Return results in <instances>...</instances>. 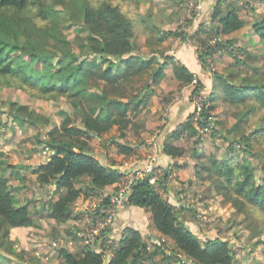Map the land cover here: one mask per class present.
Returning a JSON list of instances; mask_svg holds the SVG:
<instances>
[{"label": "trees", "instance_id": "1", "mask_svg": "<svg viewBox=\"0 0 264 264\" xmlns=\"http://www.w3.org/2000/svg\"><path fill=\"white\" fill-rule=\"evenodd\" d=\"M123 1L0 0V84L37 97L66 96L74 107L72 115L65 116L59 126L48 131L46 146L52 152L47 163L38 167L40 185L52 184L57 190H64L51 203L48 212V216L57 221L66 220L73 213L72 204L80 196L88 198L100 193L102 198L97 207L110 205V194L118 187L113 186L112 192L105 189H110L108 186L117 183L124 173L104 163L105 154L99 157L93 153L90 139H101L102 134L114 126L123 136L131 123L127 111L131 106L145 103L152 89L147 81L145 90L142 88L127 98L128 84L134 82V76L145 73L150 74L148 80L156 83L165 75L167 64L175 62L164 50H155L149 55L133 52L134 38L138 34L136 18L123 10ZM239 10L229 2L224 6L222 0H218L211 22L201 23L193 33L196 52L205 69L209 70L206 58H214L224 49L230 51L235 63L252 59V52L235 45L233 38L224 37L244 25ZM75 23L80 25V30L69 38L67 32ZM251 27L264 43V18L254 20ZM166 35L187 38L186 32L178 30H167ZM172 71L179 88L189 85L196 76L182 63H174ZM211 74L213 88L203 97L202 114L213 113L219 102L230 106L250 103L240 117L264 109V78L245 75L239 83H234L232 73L214 70ZM100 81L103 82L101 87ZM203 85L198 79L190 87V95L202 90ZM93 86L98 91L93 90ZM133 91L130 89L131 93ZM12 106L16 116L37 124L38 118L26 105L12 102ZM197 123L204 125L206 118ZM184 131L200 136L196 126L187 119L170 137L179 139ZM263 132L264 126H261L243 136L242 152L249 153V141L259 138ZM116 144L118 152L124 156L136 154L133 145L117 141ZM228 148L231 156L212 157L207 162L199 158L192 166V177L208 180L210 191L239 211L264 212V170L256 176L251 162L235 157L237 150L231 145ZM185 151L184 147L170 141L163 144V152L174 160ZM195 156L199 154L195 152ZM147 166L143 164L132 170ZM170 168V165L163 168L161 177L154 182L151 181L153 173L137 178L121 204L135 205L149 213L153 227L170 238L175 249L183 251L190 260H178L179 264H233L226 240L214 237L201 241L180 218L177 206L164 196V181ZM155 183L163 187L162 190L155 187ZM32 221L27 204L15 205L6 179H0V246L10 227L29 226ZM106 230L107 227L99 232L95 242L87 241L84 236L78 253L61 248L63 264H143L144 259L156 253L154 248L149 250L147 236H143L139 227H124L119 238L109 236ZM154 247H160V243L154 242ZM165 258L172 261L174 252L166 253Z\"/></svg>", "mask_w": 264, "mask_h": 264}, {"label": "rangeland", "instance_id": "2", "mask_svg": "<svg viewBox=\"0 0 264 264\" xmlns=\"http://www.w3.org/2000/svg\"><path fill=\"white\" fill-rule=\"evenodd\" d=\"M197 3L198 0H124L123 10L136 18L138 34L134 38L133 52L149 55L155 50H164L172 54V47L179 38L167 36L166 31H184L187 39L190 38L189 31ZM237 3L242 13L246 14L245 18H252L247 22L264 18V0H238ZM79 30L80 25L73 24L67 32L68 37L71 38ZM236 35L232 37L234 44L252 52V59L235 63L229 54L224 64L220 65L215 58V70L224 74L232 73L234 83H239L245 75L254 79L264 78V43L259 40L251 25L247 29L238 30ZM169 68L170 65L165 69V74L170 77L165 78L161 85L148 80L149 73L134 76V82L128 84L127 98L144 89L147 81L152 89L145 103L131 106L127 111L131 123L123 136L114 126L103 133L101 139H90L93 153L99 157L105 153L108 157L107 164L109 158L118 160L120 153L116 141L131 145L139 143L145 148L151 136L163 133L166 123L160 121L168 118L169 108L179 98V92L189 87L185 85L179 88L178 80ZM98 84L101 87L103 82ZM97 89L94 87L93 90L98 91ZM130 89H134L133 93ZM12 102L26 105L32 110L38 118L37 124L27 121L23 116H16ZM249 105L250 103L230 106L226 102H219L212 111L215 117L212 128L215 132L211 129L199 134L200 136L184 133L182 139L177 141L183 143L186 150L176 161L181 171L179 174H168V189L164 195L177 206L180 218L201 241L214 237L226 240L233 264H264V212L257 209L239 211L230 203L222 201L220 196L210 191L208 180L201 181L192 177V166L199 158L207 162L212 157L220 159L231 156L232 152L228 148L231 145L237 150L235 157L251 162L256 176L262 174L264 132L259 138H251L249 153L241 150L245 142L243 136L264 126V109L240 117ZM73 110L74 107L66 96L37 97L0 84V179H6L14 204H27L33 217L29 226L9 228V234L0 246L1 264H63L59 253L61 248L78 253L83 246L82 238L86 236L84 226L87 222L84 211L93 204H98L102 195L99 193L88 198L80 196L72 204L73 213L66 220L57 221L49 217L48 212L51 203L64 190H57L52 184L42 186L37 179L39 165L47 163L52 152L46 146L48 131L59 126L65 116L72 115ZM76 122L79 123V120ZM148 149L150 145L143 149L141 155L148 153ZM195 152L199 156H195ZM161 172L153 173V181L161 177ZM116 184L108 186L110 189L107 191L112 192ZM157 188L162 190L163 187L158 185ZM139 228L144 233L143 236H147L149 250L154 248L156 251L152 258L144 259L143 264H179V261L189 260L183 251L175 249L170 238L161 235L153 227L151 221H145L144 226ZM154 242H159L160 247H154ZM171 250L175 258L169 262L165 254Z\"/></svg>", "mask_w": 264, "mask_h": 264}, {"label": "crops", "instance_id": "3", "mask_svg": "<svg viewBox=\"0 0 264 264\" xmlns=\"http://www.w3.org/2000/svg\"><path fill=\"white\" fill-rule=\"evenodd\" d=\"M217 1L218 0H198L195 17L193 18L194 21L191 24L192 28H190L189 31L190 38L180 39L179 37H176L179 38V40H177L176 44L173 45V51L172 54H170L173 56L175 62L170 61L168 63L170 65V71H172L174 63H182L187 67L190 72L194 73L196 77L200 79L204 84V87L201 90L203 96L209 95V93L212 91V74L208 69H205L203 67L201 61L199 60L198 54L196 52L195 41L192 35L201 23L209 24L211 22L212 10ZM228 2L232 6L238 7V3L236 0H222L224 6H226ZM241 10H239V15L244 14L240 16L244 20V25L240 29H247L253 21L251 23L247 22L250 21L252 18H245L247 16H245L246 14L244 12L242 13ZM240 29L234 30L229 34H225L224 37L232 38L233 36H237L236 32H238V30ZM229 54L231 55L230 51L224 49L222 52H218L214 58H216L218 64L222 65L224 64L225 58L228 57ZM168 64L166 66V69L169 66ZM164 76L165 77L161 78L158 83L156 82L155 84L161 85V83L165 82V78L170 77V75H167L166 77V74ZM191 86L193 85H189L188 88L185 87L181 92H179V98L177 99V101L172 103L173 105H171L169 108V114L167 116L168 118H165L164 120L160 121L161 123H166L163 128V133H161V135L159 132V134H154L153 136H151L149 141H147V143L145 144V148L141 147L139 143L133 145L134 150L136 152L133 157H125L124 154L120 153L117 158L118 160L114 158H109L108 165L112 169H116L122 173L131 171L134 167H141L143 164L153 165L155 169H157L154 171V173H156L161 172L163 168H165L167 165H170V172L174 174H179L181 168L179 166V163L175 164V161H178L177 158L174 160L167 156L163 152V144L165 141H170L174 145L181 147L185 146L183 143H179L177 141L182 139V136L184 135V133H186V131L181 134L182 136L179 139H172L170 135L173 130L178 129L180 125L188 119V117L193 111V104L191 102L190 95ZM149 145L150 149H148V153L146 152L145 155H141L143 154V149L149 148ZM104 156L105 160L103 161L107 164L106 161H108V157L106 156V154ZM169 178L170 177L168 175V178L164 181V186H166V189H168L166 181L169 180ZM151 181L154 182L153 179ZM155 185L158 186L157 183H155ZM107 189L108 188H106L105 191H107ZM147 220L150 221L149 213L144 208L135 205L120 204L114 210L112 220L107 226L106 233H108V235L111 237L119 238L122 234L124 227H143L145 221L147 223ZM142 234L144 233L142 232ZM105 256L108 257V254H106Z\"/></svg>", "mask_w": 264, "mask_h": 264}, {"label": "built area", "instance_id": "4", "mask_svg": "<svg viewBox=\"0 0 264 264\" xmlns=\"http://www.w3.org/2000/svg\"><path fill=\"white\" fill-rule=\"evenodd\" d=\"M238 1V0H237ZM214 59L212 57H207L206 61L208 64L209 71L212 73L215 70ZM198 81V78L194 76L189 85H195ZM204 96L202 95L201 90H198L196 93L191 96V102L193 104V111L188 119L196 126L198 133H204L210 131L214 126V114L208 113L204 115ZM206 118V123L200 125L197 121L203 120ZM157 170L153 165H148L145 169H135L128 172H125L120 180L117 182V190H114L110 194V205L107 207L99 208L97 204H93L91 208L85 211V219L87 220L84 229L86 233V240L89 242H95L97 235L103 229H105L110 221L112 220L113 213L116 207H118L128 196L132 183L139 177H143L146 174L154 173ZM159 171V170H158ZM99 212H103L104 215H100Z\"/></svg>", "mask_w": 264, "mask_h": 264}]
</instances>
